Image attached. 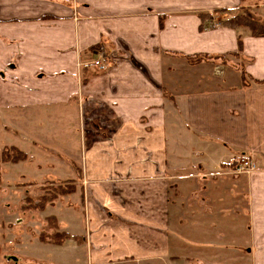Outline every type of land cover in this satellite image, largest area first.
Segmentation results:
<instances>
[{"label": "crops", "instance_id": "1", "mask_svg": "<svg viewBox=\"0 0 264 264\" xmlns=\"http://www.w3.org/2000/svg\"><path fill=\"white\" fill-rule=\"evenodd\" d=\"M260 1L178 0L168 15L151 0H0V182L7 188L14 167L24 173L14 168L17 179L30 177L36 149L54 156L61 146L64 159L54 162L81 197L74 224L55 216L70 240L14 250L12 259L163 263L173 252L172 194L188 184L191 195L207 192L209 205L220 193L232 204L248 198V252L264 264V84H255L264 81V37L226 25L264 18ZM102 49L107 71L82 67ZM219 63L223 76H199ZM46 130L53 136L39 137ZM10 148L26 158L3 161ZM244 154L256 172L231 177ZM209 177L235 188L210 186Z\"/></svg>", "mask_w": 264, "mask_h": 264}, {"label": "rangeland", "instance_id": "2", "mask_svg": "<svg viewBox=\"0 0 264 264\" xmlns=\"http://www.w3.org/2000/svg\"><path fill=\"white\" fill-rule=\"evenodd\" d=\"M151 5L153 11H165L163 13L168 15L178 13V0H151ZM258 5H261L260 9L264 10V0H261ZM106 63L108 64V62ZM220 64L222 63H219L218 66L215 65L213 71L212 68L206 69L204 67V71H201L199 76L201 77L202 73H208L209 76H212V73L214 76H223L227 67H222ZM62 118L63 116L60 115L59 119L55 121L57 128ZM178 122L184 123L183 120H178ZM51 133L52 131L46 130L39 132L38 135L39 137L46 135L51 138L53 136ZM47 137L45 144H50L51 140ZM7 138L9 144L18 145V140L14 135H9ZM182 138L185 140L184 136ZM2 139L1 136L0 140L2 141ZM45 150L42 147L36 149L34 156L36 161L33 166H27L30 168L26 170L31 173H26L30 177L17 179V175L14 173L16 167H14L7 173L9 177L8 184H6L7 188L4 189V184L0 182V264H30L26 260L16 259V262L9 254H12L14 250H23L34 245L42 246L41 243L44 242L40 240V235L54 232V228L52 229L54 223L47 219L59 216L65 227L70 222L72 224L76 222L81 197L72 194L57 195L58 188L76 187L75 180L63 178L60 175L63 164L54 162L55 158L64 159L61 152L62 147L54 148L56 151L54 156H50ZM51 162L54 164L49 167L48 171L54 177L44 178L43 175L48 172L46 166ZM16 172L20 175L24 174L18 169ZM230 174H232L231 177L251 175H235L233 169ZM218 179L220 178L209 177L208 184L210 186L214 184L215 186H222L223 182L224 188L230 186L235 188L234 183H230L226 179L217 182ZM16 182H18L19 187L14 185ZM190 188L191 186L186 184L182 188L181 196L176 195V192L172 194L169 228L171 229L173 246L172 258L158 264H255L253 254L248 252V248H252L253 245L250 238L253 228L249 224L248 198L241 195L240 203L237 204L238 196L235 195L236 204H232V195L226 199L224 197V201L222 193H220L214 196V199H219L220 202L209 205L208 200H206L207 192L191 195ZM44 196L54 202H47L46 208L42 212L38 207L41 206L40 202ZM57 225L58 230L62 231L59 221H57ZM72 226L73 228L70 227V230L77 232L74 225ZM38 239L40 243H38ZM73 243L75 245L78 241L75 240ZM51 249L54 250L53 247ZM259 261L261 260L259 259Z\"/></svg>", "mask_w": 264, "mask_h": 264}, {"label": "trees", "instance_id": "3", "mask_svg": "<svg viewBox=\"0 0 264 264\" xmlns=\"http://www.w3.org/2000/svg\"><path fill=\"white\" fill-rule=\"evenodd\" d=\"M226 25H228L229 27H233V28H248L251 33H252V37H264V19H261L257 16H253L251 14H245V15H241L238 16L228 22H226ZM189 63L192 64H197V63H201V59L197 58V59H191L188 58ZM249 83H247L245 81L244 78V85H248ZM255 84L257 85H263L264 81H255ZM26 156L23 152H21L20 150L16 149V148H10L8 150H5L2 154V159L3 161L6 162H12V163H17L23 159H25ZM237 166V164H235V162L230 166L232 168H235ZM76 187H71L69 189L66 188H58V193L57 195H73V193L75 192ZM50 198H46V196H44V198H42V202H40L41 206L38 207V209H40V211L43 212V210H45L44 208H46V203L49 202H54L53 200H49ZM36 210V209H35ZM48 221L50 220L51 222H53V227L54 228V232L52 234H46L43 233L40 235V240L44 243H51V244H55V245H62L64 244L66 241L71 239V236L68 233H64V232H60L58 230V225H57V219L55 217L53 218H49L47 219Z\"/></svg>", "mask_w": 264, "mask_h": 264}, {"label": "built area", "instance_id": "4", "mask_svg": "<svg viewBox=\"0 0 264 264\" xmlns=\"http://www.w3.org/2000/svg\"><path fill=\"white\" fill-rule=\"evenodd\" d=\"M105 56V51L102 49L98 53L97 60L93 61L91 64H83L82 67H95L100 71H106L108 66ZM236 164L237 166L233 169V174L235 175H250L257 170V164L254 158L247 154L241 155Z\"/></svg>", "mask_w": 264, "mask_h": 264}]
</instances>
